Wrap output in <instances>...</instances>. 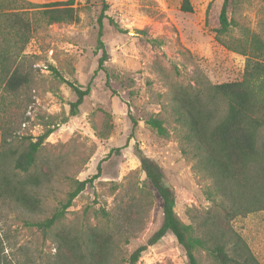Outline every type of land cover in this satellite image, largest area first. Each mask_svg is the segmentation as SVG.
I'll list each match as a JSON object with an SVG mask.
<instances>
[{
    "label": "rangeland",
    "instance_id": "rangeland-1",
    "mask_svg": "<svg viewBox=\"0 0 264 264\" xmlns=\"http://www.w3.org/2000/svg\"><path fill=\"white\" fill-rule=\"evenodd\" d=\"M223 1L190 0L193 10L186 12L181 8L183 0H106L108 9L100 23L103 0H75L80 16L77 23H41L34 30L25 49L32 80L26 97L16 101L24 102V122H15L16 132L9 137L8 146L13 148L42 134L44 122L57 125L39 155L40 172L48 177L38 188L42 209L31 212L14 201L0 200V264L52 262L54 231L45 238L29 223L48 217L67 198L75 179L95 174L98 177L74 199L67 224L75 229H83L85 224L107 225L111 230L113 226L100 209L111 210L131 198L143 205L138 208L141 220L117 237V258L128 257L145 244L160 227L163 211L161 198L141 168L136 147L162 166L175 189V211L182 221L198 220L211 205L207 193L211 181L195 172L192 158L181 151L186 142L175 116L173 90L179 85L206 88L242 79L246 56L216 37ZM229 19L230 30L222 38L229 43L245 41L264 29V0H230ZM100 29L108 55L106 71H96L103 54L98 47ZM49 64L78 85L91 82V93L78 114L64 123L60 121L69 115L76 94L52 74ZM2 94L0 84V117L9 103V99H1ZM13 108L14 104L9 109ZM129 112L137 120L135 127ZM151 115L165 120L168 136L146 123ZM1 146L0 138V150ZM234 227L264 264V210L237 217ZM196 256L201 264H217L205 250L198 249ZM138 264H189V260L176 237L168 233L149 246Z\"/></svg>",
    "mask_w": 264,
    "mask_h": 264
},
{
    "label": "trees",
    "instance_id": "trees-1",
    "mask_svg": "<svg viewBox=\"0 0 264 264\" xmlns=\"http://www.w3.org/2000/svg\"><path fill=\"white\" fill-rule=\"evenodd\" d=\"M103 3L100 23L108 9L106 0ZM229 4L230 0L223 1L216 37L229 49L246 56L242 79L208 84L206 88L179 85L173 90L175 116L183 130L182 140L186 142L181 151L192 158L195 172L211 181L207 191L211 205L198 220L182 221L175 211V189L162 166L136 147L141 168L162 201L160 227L128 257L118 259L117 237L141 220L138 208L143 205L131 202L130 198L111 210L101 208L100 214L113 226L111 230L107 225L90 224L75 229L67 224V214L74 199L99 174L85 180L75 179L67 198L48 217L29 223L45 238L54 231L56 253L49 264H138L149 246L168 233H172L184 248L189 264H201L196 256L198 249L205 250L217 264H261L235 229L234 221L239 216L264 210V29L253 32L245 41H225L222 36L231 26ZM181 8L186 12L193 10L190 0H183ZM79 20L75 0L43 3L0 0V84L4 95L1 99H9L0 117V200L14 201L31 212L42 209L38 188L43 178L48 177L40 172L39 155L57 124L51 122V126L44 122L46 129L42 134L30 136L28 141L13 148L8 146L9 137L16 132L13 130L15 122H24V112L21 113L24 102L16 101L26 97L32 80L25 49L41 23H77ZM101 35L100 29L98 47L103 54L96 71H106L108 59ZM49 68L76 94V99L70 102L69 115L60 121L64 123L68 117L78 114L84 99L91 93V82L84 87L67 80L53 64H49ZM13 104L15 108L10 110ZM129 115L135 127L137 120L130 112ZM145 121L158 134L169 135L165 120L159 115H151ZM9 160L10 171L6 165ZM98 169H101L100 165Z\"/></svg>",
    "mask_w": 264,
    "mask_h": 264
}]
</instances>
